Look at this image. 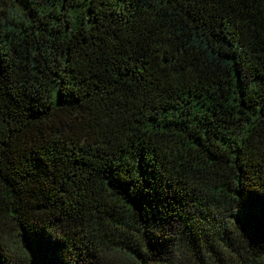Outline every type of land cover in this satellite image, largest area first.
I'll return each mask as SVG.
<instances>
[{
  "label": "trees",
  "instance_id": "1",
  "mask_svg": "<svg viewBox=\"0 0 264 264\" xmlns=\"http://www.w3.org/2000/svg\"><path fill=\"white\" fill-rule=\"evenodd\" d=\"M0 264H264V0H0Z\"/></svg>",
  "mask_w": 264,
  "mask_h": 264
}]
</instances>
